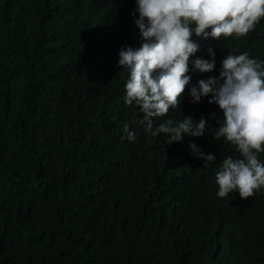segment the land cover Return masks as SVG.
<instances>
[{
	"label": "trees",
	"instance_id": "16d2710c",
	"mask_svg": "<svg viewBox=\"0 0 264 264\" xmlns=\"http://www.w3.org/2000/svg\"><path fill=\"white\" fill-rule=\"evenodd\" d=\"M138 15L135 0H0V264H264V189L216 195L215 170L240 156L212 135L222 110L186 85L153 127L203 115L209 130L169 143L125 104L118 50L140 45ZM191 39L216 61L195 83L229 52L264 60V17Z\"/></svg>",
	"mask_w": 264,
	"mask_h": 264
},
{
	"label": "clouds",
	"instance_id": "9594fccd",
	"mask_svg": "<svg viewBox=\"0 0 264 264\" xmlns=\"http://www.w3.org/2000/svg\"><path fill=\"white\" fill-rule=\"evenodd\" d=\"M135 8L139 15L134 22L142 41L138 47L123 45L118 50L117 64L128 70L125 104L139 106L146 132L168 134L171 143L180 142L182 134L203 135L209 130L205 117L185 115L155 127L152 118L176 108L186 85L192 102L208 97L223 113L211 131L213 137H223L240 153L225 157L215 170L216 195L238 193L248 198L264 189V160L259 159L264 152V60L250 58L247 52H229L220 61L218 76L190 82L193 72H211L216 66L212 48L207 49L210 58L193 57L199 44L191 37L247 34L264 17V0H135ZM123 131L121 139H135L127 123ZM189 147L204 163L216 159L191 141Z\"/></svg>",
	"mask_w": 264,
	"mask_h": 264
}]
</instances>
